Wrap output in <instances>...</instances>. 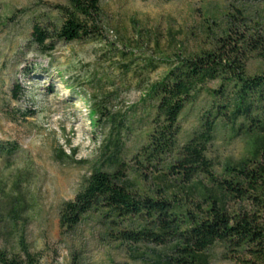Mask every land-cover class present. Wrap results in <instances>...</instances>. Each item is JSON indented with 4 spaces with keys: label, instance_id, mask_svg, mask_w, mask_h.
Masks as SVG:
<instances>
[{
    "label": "rangeland",
    "instance_id": "obj_1",
    "mask_svg": "<svg viewBox=\"0 0 264 264\" xmlns=\"http://www.w3.org/2000/svg\"><path fill=\"white\" fill-rule=\"evenodd\" d=\"M58 3L63 0H0V143L17 147L0 155V247L12 249L21 233L41 264H69L73 256L81 264H151L152 251L160 248L112 240L97 213L85 215L67 233L59 227V208L74 198L93 167L113 168L109 155L116 151L111 144L118 133L115 157L131 168L150 131L149 87L164 77L175 55L208 47L236 9L262 22L264 0H101L100 39L58 43L51 53L40 54L28 43L32 21ZM260 68L257 59L247 64L249 74ZM209 103L203 91L186 107L179 142ZM94 106L102 114L91 117ZM92 118L100 120L97 127ZM60 149L73 161H60ZM248 150L245 139L231 138L226 130L218 133L211 154L236 162ZM129 176L140 187L150 185ZM15 192L25 208L12 219L5 199ZM222 252L217 244L205 254L210 264H234L223 260Z\"/></svg>",
    "mask_w": 264,
    "mask_h": 264
},
{
    "label": "trees",
    "instance_id": "obj_2",
    "mask_svg": "<svg viewBox=\"0 0 264 264\" xmlns=\"http://www.w3.org/2000/svg\"><path fill=\"white\" fill-rule=\"evenodd\" d=\"M100 2L63 0L50 5L44 17L32 21L28 43L48 54L58 43L100 39L104 29ZM236 11L237 15L227 14L228 25L208 47L175 55L164 77L149 87L150 131L132 156L131 168L115 157L118 133L111 144L116 151L109 155L113 168L93 167L74 198L61 204V230L71 232L85 215L97 213L109 226L112 240L160 248L152 251L151 264H210L205 252L217 244L223 260L264 264V20ZM251 59L261 64L253 74L247 71ZM203 91L209 107L187 139L179 142L181 115ZM89 113L102 114L97 106ZM92 124L97 127L100 120L93 119ZM226 130L231 138L241 137L250 145L236 162L211 154L218 133ZM16 148L0 143V155ZM57 158L73 161L62 149ZM129 173L150 185L138 186ZM5 201L12 219L25 208L18 192L8 194ZM40 261L21 233L12 249L0 247V264ZM69 264L81 263L73 256Z\"/></svg>",
    "mask_w": 264,
    "mask_h": 264
}]
</instances>
